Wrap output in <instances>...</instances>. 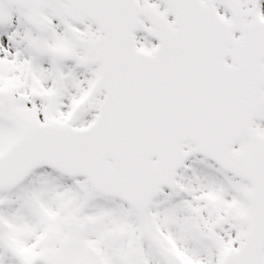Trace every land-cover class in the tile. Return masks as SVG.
Masks as SVG:
<instances>
[{
	"label": "snow or ice",
	"instance_id": "obj_1",
	"mask_svg": "<svg viewBox=\"0 0 264 264\" xmlns=\"http://www.w3.org/2000/svg\"><path fill=\"white\" fill-rule=\"evenodd\" d=\"M0 264H264V0H0Z\"/></svg>",
	"mask_w": 264,
	"mask_h": 264
}]
</instances>
